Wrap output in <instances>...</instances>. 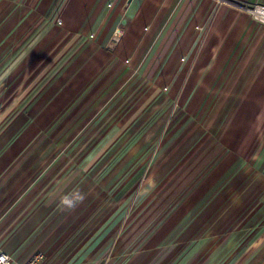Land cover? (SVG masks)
Listing matches in <instances>:
<instances>
[{
    "label": "crops",
    "instance_id": "crops-1",
    "mask_svg": "<svg viewBox=\"0 0 264 264\" xmlns=\"http://www.w3.org/2000/svg\"><path fill=\"white\" fill-rule=\"evenodd\" d=\"M255 5L264 0H0L1 248L18 262L41 251V264H85L89 171L72 165L50 186L60 162L46 157L57 147L39 138L102 57L137 72L135 87L209 88L195 102L238 105L221 118L264 120Z\"/></svg>",
    "mask_w": 264,
    "mask_h": 264
},
{
    "label": "rangeland",
    "instance_id": "rangeland-1",
    "mask_svg": "<svg viewBox=\"0 0 264 264\" xmlns=\"http://www.w3.org/2000/svg\"><path fill=\"white\" fill-rule=\"evenodd\" d=\"M123 65L102 57L39 138L57 147L50 186L89 171L85 264H260L264 120L221 118L238 105L195 102L209 88L135 87Z\"/></svg>",
    "mask_w": 264,
    "mask_h": 264
},
{
    "label": "built area",
    "instance_id": "built-area-1",
    "mask_svg": "<svg viewBox=\"0 0 264 264\" xmlns=\"http://www.w3.org/2000/svg\"><path fill=\"white\" fill-rule=\"evenodd\" d=\"M247 10L259 13L260 17H256L264 23V6L255 5L251 9L248 8ZM43 257L44 253H42L41 251H37L23 262H18L13 259L7 252H5L0 246V264H41Z\"/></svg>",
    "mask_w": 264,
    "mask_h": 264
},
{
    "label": "clouds",
    "instance_id": "clouds-1",
    "mask_svg": "<svg viewBox=\"0 0 264 264\" xmlns=\"http://www.w3.org/2000/svg\"><path fill=\"white\" fill-rule=\"evenodd\" d=\"M80 201H83L84 200V196L83 195H80L79 198H78ZM63 204L67 205L69 208L73 207L71 201L65 199L62 201Z\"/></svg>",
    "mask_w": 264,
    "mask_h": 264
},
{
    "label": "bare ground",
    "instance_id": "bare-ground-1",
    "mask_svg": "<svg viewBox=\"0 0 264 264\" xmlns=\"http://www.w3.org/2000/svg\"><path fill=\"white\" fill-rule=\"evenodd\" d=\"M254 13H255L256 16L260 17V16H259V15H260L259 13H256V12H254Z\"/></svg>",
    "mask_w": 264,
    "mask_h": 264
}]
</instances>
